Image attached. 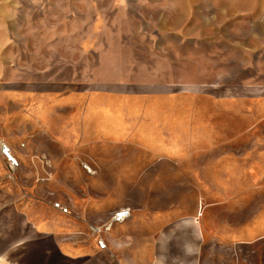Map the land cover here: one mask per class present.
Here are the masks:
<instances>
[{"label":"rangeland","instance_id":"rangeland-1","mask_svg":"<svg viewBox=\"0 0 264 264\" xmlns=\"http://www.w3.org/2000/svg\"><path fill=\"white\" fill-rule=\"evenodd\" d=\"M32 89L119 118L77 172L0 155V264H159L130 249L136 212L159 215L136 235L199 234L192 255L169 244L170 264H264V0H0L5 141Z\"/></svg>","mask_w":264,"mask_h":264},{"label":"crops","instance_id":"crops-1","mask_svg":"<svg viewBox=\"0 0 264 264\" xmlns=\"http://www.w3.org/2000/svg\"><path fill=\"white\" fill-rule=\"evenodd\" d=\"M68 89L73 91L70 87L63 86L54 92L65 93ZM25 93L26 100L10 101L16 111L20 110V116L9 125L14 134L7 137L6 141L23 162L24 167L33 166L36 172L53 168L62 174L73 173L80 169L79 156H86L96 148L106 147L105 142L108 140L105 126L110 120L119 118L109 104L80 102L66 97L48 100L46 91L39 89L27 90ZM72 203L71 207L74 208L75 204L80 205L78 200H72ZM158 219L159 215L153 212H136L135 222L124 225L127 230H132L133 225L135 239L129 244L132 252L137 255L159 252L163 254L159 264L171 263L168 255L169 244L176 243L180 251L186 255L196 252L192 246L197 248L199 234L196 231L193 233L183 225L171 230L168 238L161 241L155 240L152 234L136 235L148 230L147 226L141 224L142 222L152 223ZM76 252L81 253L83 249Z\"/></svg>","mask_w":264,"mask_h":264},{"label":"built area","instance_id":"built-area-1","mask_svg":"<svg viewBox=\"0 0 264 264\" xmlns=\"http://www.w3.org/2000/svg\"><path fill=\"white\" fill-rule=\"evenodd\" d=\"M0 155L6 159L9 168L12 171H15L18 169L21 164L19 161V158L13 154L11 146L2 138H0ZM84 168L88 171H91L89 166L84 165ZM55 207H57L59 210H61L64 213H70V208L68 206H64L60 203H56ZM132 216L131 209L121 208L120 210L116 211L109 221L102 227V226H91V231L95 234H99L102 231H111L113 227H115L118 224H122L126 222L130 217ZM98 247L101 249H107L108 248V240L100 236L98 239Z\"/></svg>","mask_w":264,"mask_h":264}]
</instances>
